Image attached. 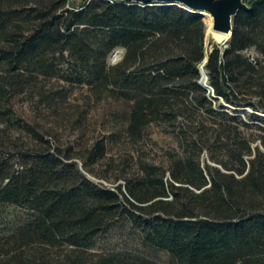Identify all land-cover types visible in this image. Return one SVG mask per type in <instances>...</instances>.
<instances>
[{"label": "trees", "instance_id": "1", "mask_svg": "<svg viewBox=\"0 0 264 264\" xmlns=\"http://www.w3.org/2000/svg\"><path fill=\"white\" fill-rule=\"evenodd\" d=\"M244 1L207 52L178 5L0 0V264H264V0Z\"/></svg>", "mask_w": 264, "mask_h": 264}, {"label": "rangeland", "instance_id": "2", "mask_svg": "<svg viewBox=\"0 0 264 264\" xmlns=\"http://www.w3.org/2000/svg\"><path fill=\"white\" fill-rule=\"evenodd\" d=\"M71 6H81L82 4H84L87 0H69ZM206 17V24H207V38H206V48H207V52H209L213 46L214 43H218V44H224V42H218L216 41V39L213 37H211L210 35H208V31L209 28L211 27V16L210 15H205ZM124 53L125 51L122 49L117 50L110 58L109 63L110 65H115L117 63H119L123 57H124ZM204 67V64L202 66V68ZM75 96L73 97V102H72V107H70L69 110H71L72 112H75L77 109H81V107L86 108V94L83 90L77 89ZM19 110L21 111L20 113L25 115L28 119H34L37 117V115L35 114L34 108L32 105L26 104V103H21L19 106ZM101 111L102 109H92V114L94 115L93 121L90 123L92 125V130H95L97 132L101 131V125L99 124V122H101L102 117H101ZM47 123V128L49 127H54L55 132H57V135L62 139V141L67 144V145H71L75 142H77V133L70 128H63L62 130H58L55 127V124L52 120V118H50L48 120ZM164 128H160V127H152L149 130V138L147 139L146 144L148 145L147 147V151L149 154L152 155V157H155L157 159H161L164 154L165 151L170 147V145L172 144V139L169 138L164 132H163ZM119 163V162H117ZM106 169V166L103 167V170ZM98 182H104L101 181L99 179H95ZM107 186H114L113 184H109L107 182H104ZM161 258L165 261L166 255L162 254Z\"/></svg>", "mask_w": 264, "mask_h": 264}, {"label": "water", "instance_id": "3", "mask_svg": "<svg viewBox=\"0 0 264 264\" xmlns=\"http://www.w3.org/2000/svg\"><path fill=\"white\" fill-rule=\"evenodd\" d=\"M137 5L181 6L200 15H210L213 19L211 31L215 34L230 35L223 41L226 44L233 36L234 20L240 11L248 9L244 0H114ZM215 38V37H214ZM208 62L206 58L204 67L201 68V84L213 90L209 83V75L205 70Z\"/></svg>", "mask_w": 264, "mask_h": 264}, {"label": "bare ground", "instance_id": "4", "mask_svg": "<svg viewBox=\"0 0 264 264\" xmlns=\"http://www.w3.org/2000/svg\"><path fill=\"white\" fill-rule=\"evenodd\" d=\"M206 15H208V14H206ZM211 21H212V22H211V27L209 28L208 35H210L211 37L214 36L215 39H216V41H218V42H223V41L229 39L230 35H223V34H217V33L214 34V33L211 31V29H212V25H213V19H212Z\"/></svg>", "mask_w": 264, "mask_h": 264}]
</instances>
